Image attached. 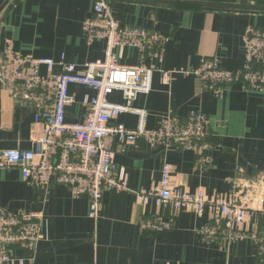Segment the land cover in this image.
<instances>
[{
	"label": "crops",
	"instance_id": "obj_1",
	"mask_svg": "<svg viewBox=\"0 0 264 264\" xmlns=\"http://www.w3.org/2000/svg\"><path fill=\"white\" fill-rule=\"evenodd\" d=\"M182 0H111L115 20L123 26L155 31L168 40L161 64L153 76V89L141 95L132 107L147 114L146 128L156 130L168 113L186 117L190 110L209 118L212 167L195 169L192 151L151 148L141 141L124 152L117 150L115 163L125 167L130 191L107 192L98 220L89 217L87 196L74 198L60 184L37 188L23 181L19 170L0 172V207L12 214L20 211L44 215L45 232L35 252L14 250L11 264H259L257 247L246 239L232 244H208L195 230L209 222L205 214L164 211L150 202L145 208L136 203L133 191L150 190L161 182L163 163L173 168L172 181L183 190L204 191L212 196L227 193L229 180L240 168L247 179L264 181V89L255 90L240 83L213 93L202 88L199 78L188 71L199 68L202 60L216 58L227 70L245 65L243 38L247 28L264 31V12L192 7ZM243 4L239 0H183ZM11 0H0V56L11 42L16 51L38 59L82 68L105 57L106 42L89 44L84 24L93 15L95 0H17L5 13ZM261 5V4H259ZM264 6V5H263ZM119 63L135 66L140 53L135 48L116 50ZM59 67L44 66V76L59 73ZM171 74L166 78L165 74ZM74 103L66 110L69 124L82 122L85 100L96 92L79 85L70 86ZM123 104L120 93L109 97ZM34 111L18 103L0 84V153L4 150L32 151L43 128L35 123ZM127 130H136L139 116L124 113L118 117ZM163 214L174 218L171 230L157 235L141 234L139 222L145 216ZM248 232L264 229V221L248 223Z\"/></svg>",
	"mask_w": 264,
	"mask_h": 264
},
{
	"label": "built area",
	"instance_id": "obj_2",
	"mask_svg": "<svg viewBox=\"0 0 264 264\" xmlns=\"http://www.w3.org/2000/svg\"><path fill=\"white\" fill-rule=\"evenodd\" d=\"M258 5L264 0H239ZM89 44L106 42L105 57L86 63L82 68L59 62L38 59L16 51L9 42L0 56V84L13 99L32 109L35 123L42 126L41 137L35 140L32 151L4 150L0 153V172L19 170L28 185L48 189L53 184L66 186L74 198L87 196L89 217L98 220L103 212V197L107 192L130 191L127 169L115 163L117 150L124 152L141 141L151 148L168 151H192L196 156L195 169L206 172L212 167L209 138L211 128L206 114L190 110L186 117L171 112L165 115L159 128H146L147 114L132 107L141 95L153 89L157 65L161 64L165 42L161 34L146 28L123 26L114 19L111 0H95L93 15L84 24ZM243 44L246 61L242 69H224L216 58L202 60L196 70L187 73L199 78L204 90L215 94L235 84L264 89V31L247 28ZM135 48L140 63L128 66L119 63L116 50ZM59 67L60 72L44 76L42 67ZM170 78L171 74H165ZM79 85L96 92L85 100L82 122L69 124L66 110L74 103L70 86ZM120 93L123 104H113L109 97ZM124 113L139 116L136 130H127L117 119ZM229 180L227 193L207 195L202 190L190 192L174 185L173 168L164 162L160 184L150 190L133 191L136 203L145 208L150 202L159 209L174 214L187 212L198 216L207 214L209 222L195 232L208 244H232L251 239L257 247L259 264H264V229L248 232L250 223L264 221V181L247 179L239 168ZM44 215L20 211L12 214L0 207V264H11L13 252L24 248L35 252L43 239ZM141 234L157 235L174 226V218L163 214L145 216L139 222Z\"/></svg>",
	"mask_w": 264,
	"mask_h": 264
},
{
	"label": "water",
	"instance_id": "obj_3",
	"mask_svg": "<svg viewBox=\"0 0 264 264\" xmlns=\"http://www.w3.org/2000/svg\"><path fill=\"white\" fill-rule=\"evenodd\" d=\"M17 0H11L6 6L3 13H5ZM177 4L182 6L192 7H208V8H219V9H233V10H246V11H257L264 12L263 5H247V4H226V3H215V2H197V1H178Z\"/></svg>",
	"mask_w": 264,
	"mask_h": 264
},
{
	"label": "trees",
	"instance_id": "obj_4",
	"mask_svg": "<svg viewBox=\"0 0 264 264\" xmlns=\"http://www.w3.org/2000/svg\"><path fill=\"white\" fill-rule=\"evenodd\" d=\"M259 5V4H258ZM261 5H264V3H261Z\"/></svg>",
	"mask_w": 264,
	"mask_h": 264
}]
</instances>
